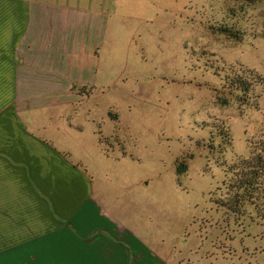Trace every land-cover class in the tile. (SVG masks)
Returning <instances> with one entry per match:
<instances>
[{"label": "rangeland", "instance_id": "rangeland-1", "mask_svg": "<svg viewBox=\"0 0 264 264\" xmlns=\"http://www.w3.org/2000/svg\"><path fill=\"white\" fill-rule=\"evenodd\" d=\"M112 4L106 73L70 109L89 130L98 122L111 152L128 153L112 164L123 176L113 181L120 222L173 264H264V188L234 187L243 161L264 148V0ZM241 72L253 77L248 91L232 84ZM238 190L253 195L236 215ZM45 235L71 236L56 226ZM26 247L0 245V264H60Z\"/></svg>", "mask_w": 264, "mask_h": 264}, {"label": "crops", "instance_id": "crops-1", "mask_svg": "<svg viewBox=\"0 0 264 264\" xmlns=\"http://www.w3.org/2000/svg\"><path fill=\"white\" fill-rule=\"evenodd\" d=\"M112 10V0H0V245H26L31 259L173 264L120 222L112 164L128 153L70 109L106 73ZM55 226L71 236L45 235Z\"/></svg>", "mask_w": 264, "mask_h": 264}, {"label": "trees", "instance_id": "trees-1", "mask_svg": "<svg viewBox=\"0 0 264 264\" xmlns=\"http://www.w3.org/2000/svg\"><path fill=\"white\" fill-rule=\"evenodd\" d=\"M249 2H253L255 0H246ZM239 77H242L238 79ZM239 77H236L233 81V86L239 90L242 91H248L251 88L252 85V79L253 77H243V73L241 72ZM256 82L260 81L262 78L259 75H255ZM254 77V78H255ZM261 153H259L256 156H252L251 158L244 160L243 163L240 166V172L239 175L236 176L237 185L235 184L234 187H237L238 189H251L254 185H259L264 188V148H260ZM181 167H184L181 169L179 167V171H185L187 169V166L182 164ZM235 181V182H236ZM258 198L264 199V193L262 194L259 192L257 194ZM264 211V210H263Z\"/></svg>", "mask_w": 264, "mask_h": 264}, {"label": "flooded vegetation", "instance_id": "flooded-vegetation-1", "mask_svg": "<svg viewBox=\"0 0 264 264\" xmlns=\"http://www.w3.org/2000/svg\"><path fill=\"white\" fill-rule=\"evenodd\" d=\"M241 191H236V192H233V204H234V207H235V214L238 215V211L237 209H241V205H244V204H248L250 203L249 201H252V195L251 192H249L248 195L246 194H241L240 193ZM238 207V208H237ZM235 215V217H236ZM236 222V220H235Z\"/></svg>", "mask_w": 264, "mask_h": 264}]
</instances>
